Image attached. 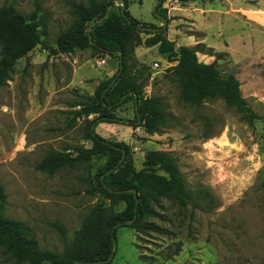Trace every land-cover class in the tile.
I'll list each match as a JSON object with an SVG mask.
<instances>
[{"label": "rangeland", "instance_id": "1", "mask_svg": "<svg viewBox=\"0 0 264 264\" xmlns=\"http://www.w3.org/2000/svg\"><path fill=\"white\" fill-rule=\"evenodd\" d=\"M88 1L0 0V6L10 5L27 18L35 16L42 40L17 62L0 87V189L6 196L5 215L23 223L39 249L58 253L71 244L93 206L108 204L93 194L101 162L54 174L37 169L50 152L74 154L76 147H91L85 139L86 123L94 115L72 119L79 108L73 106L93 96L117 69L116 59L90 49L69 55L47 49L56 51L57 36L72 25L70 5ZM158 1L129 0L127 11L137 22L161 23L159 27L163 23L156 14L170 20L178 19L175 12L182 10L191 11L187 16L198 15L196 24L210 32L216 53L208 54L209 47L203 45L197 53L199 62L216 61L223 74H234L243 98L264 115V0H164L154 13ZM117 7L114 3L113 9ZM178 27L195 26L187 21ZM130 63L142 66L141 96L157 100L165 125L157 122V132L146 133L144 126H137L140 120L137 123L135 107L129 102L114 112L124 123H99L94 132L109 142L125 143L136 170L142 168L146 153L169 152L188 190L204 189L208 197L196 207L183 208L168 198L160 199L143 233L125 227L117 230L110 264H264V206L259 189L264 174L262 124L247 125L221 100L200 107L181 102L174 63L156 47L135 48ZM130 121L134 125L129 126ZM55 223L65 229L64 237ZM0 264H14L1 249Z\"/></svg>", "mask_w": 264, "mask_h": 264}, {"label": "trees", "instance_id": "2", "mask_svg": "<svg viewBox=\"0 0 264 264\" xmlns=\"http://www.w3.org/2000/svg\"><path fill=\"white\" fill-rule=\"evenodd\" d=\"M128 1L124 0L123 13L120 7L117 11L113 9V0H89L86 5L72 3V25L57 36L56 51L47 47L53 53L64 55L90 49L97 55L118 61L114 75L101 83L93 96H87L84 102L73 106L79 108L72 113V119L94 115L86 123L85 139L91 142V147H76L74 154L69 151L50 152L37 165L39 171L54 174L80 164L101 162L95 173L93 194L108 204L93 206L74 232L71 244L58 253L39 249L27 227L5 215L6 196L0 189V249L14 264H87L94 261L110 264L115 255L117 230L125 227L143 233L142 229L148 227L145 221L155 215L154 207L160 199L168 198L182 208L196 207L207 200L206 190H188L176 159L169 152L155 150L146 153L142 168L136 170L125 143L109 142L94 132L99 123H124L114 112L129 102L133 103L136 119L140 120L137 126H144L146 133L157 132V122L165 125V116L158 111L157 100L141 96L143 85L138 80L143 75L142 66L137 68V64L130 63L135 48L157 46L158 53L174 63L173 72L180 81L179 100L184 104L200 107L207 101L221 100L247 125L260 122L264 128V115L257 114L243 98L240 83L234 74H223L216 61L208 64L199 62L197 53L202 44L176 48L175 43L167 39V25L154 33L140 31V26H156L134 20L127 11ZM163 1L156 6L155 12ZM109 6L111 10L104 18ZM161 16L168 24L166 15ZM100 19L101 22L97 23ZM39 27L35 16L27 18L10 5L0 6V87L9 80L17 62L41 45ZM142 34L146 35L143 39ZM207 53L216 54L211 48ZM130 125L134 122L130 121ZM261 152L264 160V135ZM259 189L264 206V174ZM132 190L137 195V202ZM120 205L123 208L117 211ZM53 226L64 237L66 231L63 226L58 223Z\"/></svg>", "mask_w": 264, "mask_h": 264}, {"label": "crops", "instance_id": "3", "mask_svg": "<svg viewBox=\"0 0 264 264\" xmlns=\"http://www.w3.org/2000/svg\"><path fill=\"white\" fill-rule=\"evenodd\" d=\"M191 11H179L175 12L178 13V19H172L167 18L169 20L167 24V39L171 42L175 43L176 47H193L197 44L205 45L206 47L213 48L215 45L209 40L210 32L203 28L202 26H199V24H196L197 19H199V16L197 15H191L187 16ZM188 13V14H187ZM187 21L194 24L195 27L193 28H185V27H178V25H181L182 23H186ZM161 23H158L156 27H159ZM191 32V33H187ZM196 34L197 37H196ZM157 49V46H155ZM110 59V57H109Z\"/></svg>", "mask_w": 264, "mask_h": 264}, {"label": "water", "instance_id": "4", "mask_svg": "<svg viewBox=\"0 0 264 264\" xmlns=\"http://www.w3.org/2000/svg\"><path fill=\"white\" fill-rule=\"evenodd\" d=\"M161 1H163V0H159V1H158V4H159ZM113 2H114L118 7L121 8V12L123 13V10H124V8H125L124 0H113ZM110 10H111V6H109V7L107 8L106 13H105V15H104V18L109 14ZM153 12H155V8L153 9ZM156 18H158V19L163 23L162 26H166V25H167V21H166V19L163 18L162 16H159V15L156 14ZM99 22H101V19L97 21V23H99ZM138 29H139L140 31H147V32H152V33H154V32H156V31H158V30L160 29V27H154V28H151V27H148V26H144V27H141V26H140V27H138ZM89 31H90V28L87 29V32H89ZM112 83H113V82H112ZM137 123H139V120L137 121ZM111 171H112V170H111ZM132 193L134 194V197H135L136 202H137V195H136L135 191L132 190ZM129 223H130V221L127 222V224H129ZM114 248H115V240H114ZM100 263H101L100 261H94V262H90V263H87V264H100ZM77 264H79V263H77Z\"/></svg>", "mask_w": 264, "mask_h": 264}, {"label": "built area", "instance_id": "5", "mask_svg": "<svg viewBox=\"0 0 264 264\" xmlns=\"http://www.w3.org/2000/svg\"><path fill=\"white\" fill-rule=\"evenodd\" d=\"M104 62H105V59L101 61V63H104ZM167 64H168V63H167ZM169 65H170V64H169ZM153 67H154V68H157V67H158V64H157V63H154V64H153Z\"/></svg>", "mask_w": 264, "mask_h": 264}]
</instances>
